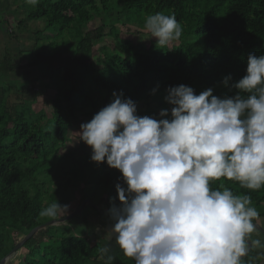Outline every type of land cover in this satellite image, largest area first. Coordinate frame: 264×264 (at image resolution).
<instances>
[{
    "label": "trees",
    "instance_id": "trees-1",
    "mask_svg": "<svg viewBox=\"0 0 264 264\" xmlns=\"http://www.w3.org/2000/svg\"><path fill=\"white\" fill-rule=\"evenodd\" d=\"M157 12L175 14L183 27L182 38L163 49L144 29L145 17ZM32 22L43 24L35 35L50 43L37 39L40 49L27 64L11 52L0 61V262L42 224L41 209L56 200L63 205L71 190L103 188L106 214L119 204L122 173L106 162H92L91 148L83 156L67 149L75 122H89L112 102L113 93H123L137 106L154 103L169 111L166 90L181 84L196 94L212 88L220 98L234 96L238 90L231 83L246 74L248 55H264V0H39L15 30L9 28L7 39L23 45L17 32ZM131 28L148 42H128ZM106 40L112 52L105 45L95 50ZM37 68L49 72L48 83ZM229 75L232 82L225 87ZM48 90L53 92L44 102L49 111L36 110ZM222 182L234 195L250 196L257 219H264V188L250 191L234 181ZM43 232L24 245L21 264H106L100 251L105 246L116 257L113 264H135L114 235L97 244L85 236ZM253 254L243 260L257 264L249 261Z\"/></svg>",
    "mask_w": 264,
    "mask_h": 264
},
{
    "label": "clouds",
    "instance_id": "clouds-1",
    "mask_svg": "<svg viewBox=\"0 0 264 264\" xmlns=\"http://www.w3.org/2000/svg\"><path fill=\"white\" fill-rule=\"evenodd\" d=\"M144 29L160 49L183 34L175 14L163 12L145 17ZM231 82L230 75L223 80L225 87ZM231 87L238 91L224 98L212 88L196 94L183 84L170 87L171 111L161 110L159 119L138 115L135 102L113 93L81 124L79 141L92 149V162L122 173L126 187L117 184L107 234L135 264H244L261 246L251 238L259 216L251 197L234 195L222 181L264 188V55L250 53L246 74ZM69 212L56 200L39 216L64 223ZM100 251L113 264L111 248Z\"/></svg>",
    "mask_w": 264,
    "mask_h": 264
},
{
    "label": "rangeland",
    "instance_id": "rangeland-1",
    "mask_svg": "<svg viewBox=\"0 0 264 264\" xmlns=\"http://www.w3.org/2000/svg\"><path fill=\"white\" fill-rule=\"evenodd\" d=\"M32 10L33 5L28 4L26 0H0V61L7 52H11L13 53L16 61L27 64L33 59V57L37 55L40 49L36 44L37 39L38 43L42 45L50 43L51 40L44 41V37L40 38L39 36L37 37L35 35L37 31L42 30L44 27L43 24L35 22L28 23L27 28L22 30L23 33L21 31H15L17 32V34H21L19 36L20 44L23 45L18 46L19 43L12 42L11 40L7 39V32L9 31V28L11 31L15 30V28L13 29L15 24L24 20L25 17L30 12H32ZM121 31L127 32V29L121 28ZM131 31L135 33L137 30L135 28H131ZM134 33L127 37V41L131 44L139 45L142 42H148V40H146V37L143 38ZM53 42L54 41L52 40V43ZM59 43L61 44L62 41H60ZM103 45L107 46V49L112 52L114 46H112L110 44V41L108 40L99 41L96 44L95 50L98 51ZM35 72L36 74L43 75L44 83H48L50 81L49 72H47L43 68H37L35 69ZM33 76L34 75H29L28 78L34 79ZM39 83L40 82L35 84L37 86H40ZM52 96L53 92L51 90H48L44 97L42 96L39 98V101L35 106L36 110L44 108L46 109V111H49L44 102ZM161 110H163V108L161 106L155 107L154 103L147 104L144 102L137 106L138 115H147L150 117H155L157 119L160 118L159 113ZM83 123H87V121L81 120L74 123L73 128L70 131L71 141L68 143L67 147V149L75 151L79 156L85 155L90 149V147L84 142L79 141V135L77 134L81 131L80 126ZM93 193H95V195H93ZM70 194V198L65 199L63 202V205L70 206L69 214L64 217V220L66 222L60 223L48 218H41V225L58 222L43 229V233H45V235L47 236V232L50 231L53 237H59L63 235L85 236L92 243L95 242L97 244H102L104 243L103 241L109 240L112 236L109 237V235L107 234V230L111 225V220L107 217L108 214H106L105 212L106 207L104 199V189H95L94 187H79L77 190H71ZM80 208H82V211L80 213L69 220L67 219V217L72 215ZM256 223L260 224L264 229V219H257ZM251 238L254 240H260L261 246L252 248L254 254L249 261L255 260L254 262H256L257 264H264V237L259 231L255 230L251 234ZM17 239L21 240L22 237L18 236ZM25 254L26 252L24 250H20L15 255H13L6 264H21ZM244 264H247V262L244 261Z\"/></svg>",
    "mask_w": 264,
    "mask_h": 264
},
{
    "label": "water",
    "instance_id": "water-1",
    "mask_svg": "<svg viewBox=\"0 0 264 264\" xmlns=\"http://www.w3.org/2000/svg\"><path fill=\"white\" fill-rule=\"evenodd\" d=\"M82 211V208L78 209L76 212H74L72 215H70L69 217H67V219H71L73 217H75L78 213H80ZM58 222L55 223H48V224H44V225H40L38 227H36L35 229H33L27 236H25L13 249L12 251L4 258L2 259V261L0 262V264H6L8 262V260L15 255L17 252H19L20 250H22V248L24 247V245L34 236L36 235L38 232H40L41 230L45 229L46 227H49L50 225L56 224ZM255 225V230L259 231L263 237H264V229L263 227L258 224V223H254ZM252 248L250 249L249 253L251 252ZM248 253V254H249ZM247 254V256H248ZM247 256L243 257L242 259H245Z\"/></svg>",
    "mask_w": 264,
    "mask_h": 264
},
{
    "label": "bare ground",
    "instance_id": "bare-ground-1",
    "mask_svg": "<svg viewBox=\"0 0 264 264\" xmlns=\"http://www.w3.org/2000/svg\"><path fill=\"white\" fill-rule=\"evenodd\" d=\"M62 225V224H61ZM62 227V226H61Z\"/></svg>",
    "mask_w": 264,
    "mask_h": 264
}]
</instances>
